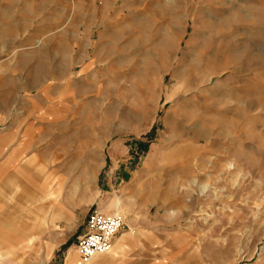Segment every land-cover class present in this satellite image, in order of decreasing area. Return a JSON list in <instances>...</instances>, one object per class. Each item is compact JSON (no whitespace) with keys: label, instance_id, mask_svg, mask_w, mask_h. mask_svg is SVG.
Returning <instances> with one entry per match:
<instances>
[{"label":"rangeland","instance_id":"obj_1","mask_svg":"<svg viewBox=\"0 0 264 264\" xmlns=\"http://www.w3.org/2000/svg\"><path fill=\"white\" fill-rule=\"evenodd\" d=\"M5 20L19 48L81 41L45 81L81 88L80 198L55 176L69 209L39 193L38 217L75 241L92 211L119 213L149 264H264V0H0ZM16 198L0 217L29 216Z\"/></svg>","mask_w":264,"mask_h":264},{"label":"crops","instance_id":"obj_2","mask_svg":"<svg viewBox=\"0 0 264 264\" xmlns=\"http://www.w3.org/2000/svg\"><path fill=\"white\" fill-rule=\"evenodd\" d=\"M3 23L4 28L0 30V201L17 194V202L29 205V216L0 217V264H149L151 237L148 234L122 231L115 237L110 253L83 263L76 250L79 236L75 241L68 236L73 231L70 225H64L62 235L59 231L62 224H58L57 217H38L39 193L46 192V197L51 193L45 209L52 207L63 215L70 206L69 196L79 197L80 180L85 177L86 161H81V88L75 90V84L68 83L55 98L54 85L45 84L47 76L51 82L59 78L57 67L70 66L75 60V50H78L76 58L81 59V41L71 43L63 36L53 38L39 49L19 48L14 33L8 31L12 27L6 26V20ZM6 48L12 51L8 56ZM39 85L46 93L45 100L31 96V89ZM23 91H30L29 95L20 98ZM54 99L59 100L55 108ZM39 101L45 106L39 105ZM61 158L67 163L54 169L55 159ZM55 176L74 179L67 198L62 197L65 181L56 191H51Z\"/></svg>","mask_w":264,"mask_h":264},{"label":"built area","instance_id":"obj_3","mask_svg":"<svg viewBox=\"0 0 264 264\" xmlns=\"http://www.w3.org/2000/svg\"><path fill=\"white\" fill-rule=\"evenodd\" d=\"M121 214H104L92 211L85 223V231L78 238L76 250L83 263H88L97 255L110 253L113 250L115 237L124 228Z\"/></svg>","mask_w":264,"mask_h":264},{"label":"bare ground","instance_id":"obj_4","mask_svg":"<svg viewBox=\"0 0 264 264\" xmlns=\"http://www.w3.org/2000/svg\"><path fill=\"white\" fill-rule=\"evenodd\" d=\"M39 45H40V43L39 42H37Z\"/></svg>","mask_w":264,"mask_h":264}]
</instances>
